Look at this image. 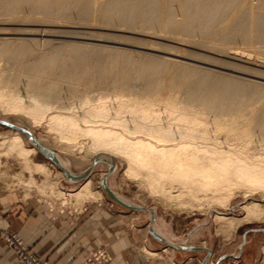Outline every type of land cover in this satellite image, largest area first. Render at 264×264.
Segmentation results:
<instances>
[{
  "label": "bare ground",
  "instance_id": "1",
  "mask_svg": "<svg viewBox=\"0 0 264 264\" xmlns=\"http://www.w3.org/2000/svg\"><path fill=\"white\" fill-rule=\"evenodd\" d=\"M74 21L90 29L149 32L264 68V0H0V24L40 26L19 31L28 38H8V32L0 31L4 32L0 33V114L5 117L0 122L27 121L30 129L26 130L54 153L61 166L51 160L59 169L57 175L83 184L64 191L51 179L49 165L33 159L40 152L38 144L13 129L1 137L0 178L9 177L1 170L2 159H13L22 168L21 175L13 177L23 185L26 197L35 193L47 204L51 200L61 208L83 209L86 203L108 196L102 187L106 176L108 188L122 201L136 205L110 186L109 178L120 162L124 177L163 206L179 212H213L216 232L225 229L226 241L240 225L263 222L264 85L254 78L264 79V71L204 56L208 65L227 66L253 80L217 76L208 69L188 68L178 60L184 57L174 47L164 48L167 57L155 61L46 38L48 34L82 36L74 39L94 36L85 29L82 33L51 30ZM182 68L184 72L175 71ZM38 128L55 140L54 146L68 159L77 155L90 164L86 178L70 180L65 175L64 171L73 173L68 160L34 135ZM94 160L99 163L93 165ZM100 164L107 166L101 174L102 191L95 190L90 179ZM108 164L114 165L112 173ZM35 175L42 176V182ZM257 195L259 199H254ZM238 196L246 200L243 215L229 216L225 211ZM140 207L153 210V230L164 241L151 234L150 224L148 232L165 244L163 253H171L173 259L178 251L206 252L203 264L213 256L205 243L198 246L201 251L176 248L192 246L193 233L178 241L156 208ZM133 212H146L152 219L149 211ZM248 234L239 255L226 259L240 257ZM143 253L162 257L147 247Z\"/></svg>",
  "mask_w": 264,
  "mask_h": 264
},
{
  "label": "rangeland",
  "instance_id": "2",
  "mask_svg": "<svg viewBox=\"0 0 264 264\" xmlns=\"http://www.w3.org/2000/svg\"><path fill=\"white\" fill-rule=\"evenodd\" d=\"M67 25L68 26L64 28H61V27H54V29H51L53 27H48V28H50L51 30L70 32V33L72 32L82 33V31L85 29L83 31L84 33L90 34L93 31L94 36L91 39L88 36L85 37L86 39H74L76 36L78 37H82V36L81 35L72 36V34H69V35L48 34L46 38L48 40H52L53 42H57V43L64 42V43H69V44H81V45L88 44L91 46V48L104 47L114 52L117 50H121L122 52L133 54L135 57H143V58H148L150 60H155V61L164 60L167 57V55L165 54L164 48L174 47L179 50L178 54H180L184 58H187V59L178 58V60L182 62L183 64H186L188 68H192L193 70H197V71H206L208 69V70H211L212 72H215L217 76H228L229 75V76H237L239 78H244V79H247V78L252 79L251 76L236 73L232 71L231 68L228 69L227 66H223V65L220 66L219 64V67H218V65L215 63L208 65L209 61L203 60L204 56L210 57L214 60L216 59L217 61L220 60L219 62H222L224 64L231 63L234 65L238 63L239 65H242V66L248 65L247 67L249 68L260 70L262 72L264 71V68L257 67L254 65H249V64L245 65V63L242 64V62L232 60L222 55L207 52V51H204L194 46L191 47L188 44H182V45L180 43L175 44L170 39L168 40V37L167 38L165 36L159 37L160 35L152 36V33H149V32L148 33L146 32L145 34H141V33L127 32V31H113V30L104 29V28L90 29L89 27H85L82 25L80 26L79 24L76 23V21L72 22L71 24L69 22V24ZM21 26L23 28H21ZM30 27L31 29H34V28L37 29L36 27L40 28V26L31 25V26L26 27V25H21V24L19 25L17 23L6 22L3 24H0V31L2 29L6 33L8 32L9 34L8 38H16V37L26 38L27 36H22L21 32L19 31L25 28L30 29ZM5 30H8V31H5ZM53 36H64V37L57 38ZM97 40H101V41H97ZM175 71L184 72V69L183 68L175 69ZM254 80L264 85L263 76L260 78H254ZM251 92L252 91H250V94ZM4 119L5 117L1 116L0 114V120H4ZM9 119H10L8 120L9 123L15 126H19L21 128H24L25 130L30 129L29 123L23 119H20V118H9ZM10 132H12V129L0 124V141H1V137L3 138V136L9 134ZM34 135L38 137L41 141H45L54 152H57L60 155V157H63L64 159L66 158L68 160L67 166L72 170L73 173L84 172L85 170H87V168H89L90 164L87 163V161L83 160V158H81L80 156L74 155L73 158L69 157L70 159H68L64 152H62L61 150H57V147L54 146L55 140L50 138V136H48L43 129H39V128L36 129L34 131ZM33 159L37 162H45L49 165L51 172H53L51 173V179L58 181L60 184V187L64 191L68 192V191L77 190L83 184V181L73 184L61 178L60 176H58L57 172L59 169L55 167L52 161L49 160L47 157H45V155H43L41 152L37 151V154L33 156ZM2 161L4 165H2L1 170H3L4 172H7L10 178L9 177L7 178V176L6 177L2 176L0 178V205L1 203L4 204L5 201L7 203L17 202L19 204H29V203L34 204L37 207V209H39L40 212L44 211L49 214H53L54 216L58 217L60 221H62L63 223L68 221L70 218H75V216L80 214L82 216V225L86 223L85 227L83 228L84 232L85 230L87 231L90 229L89 225L96 224L98 223V221L101 223L102 222L104 223L105 221L104 216L109 217V218L111 217L112 219L113 218L119 219L120 222L116 221L113 223L116 225L114 230H118L120 232L119 233L120 237H122L123 235H127L126 230H129V229L132 232H134V234L138 232L140 229H146L147 226H149L151 222L150 216L145 214L146 212H142V213L137 212V214L134 213L133 214L134 219L126 217V215H129L128 213L130 212V210H127L126 208L114 203L108 196L105 195V193H104L105 195L104 200H98V202L95 201L91 203H86L83 209L78 208V207L73 208L71 206L66 207V208H61L59 206V202L55 201V204L58 203L57 206H55L54 203L52 204L51 200L47 201L48 202L47 204L45 201L46 199L41 198L38 194H35V193H33L32 196L28 198L25 196L26 192H25V189L23 188V185L19 184V181H17V178H14L15 174L21 175L22 173V168L20 164L13 159H8V160L2 159ZM124 169H125L124 164L119 162L116 172L109 178L110 186H112L114 191L117 194L122 195L128 201L136 205L156 208L159 218H161L163 224H166L172 236L178 239V241L180 240L183 241L184 239L188 238L189 234L193 233L191 239L189 240L190 245L192 244V246L200 247V246H203L202 245L203 243H205L204 247L210 249L213 252V256L210 257L213 263L209 262L210 258L208 257V261L206 262V264H217L216 260H219L223 255H239L240 249L243 246L244 234L251 229L264 228V221L254 222V223H249V224H242L237 229L234 237L231 240L226 241L225 236L227 235H226L225 229L220 231L221 234L216 232L217 227L213 221V214H214L213 212L209 214L205 212H195V213L179 212V211H174L168 207H165L158 201L150 198L146 193L142 192L140 187L137 185V183L127 180L124 177V171H123ZM106 170H107V166L105 164H100L96 167V169L90 176V179L92 178L91 180L93 182V188L95 190L102 191L101 185H100L101 174ZM24 175L27 179L28 175L26 173H24ZM35 176L39 182H42V180L44 179L40 175H35ZM257 198L259 199L258 195L254 197V199H257ZM245 202L246 200L243 199L242 196H238L235 200L232 201L229 210L225 212L229 216H233V215L242 216L243 215L242 206ZM141 215L146 218H143ZM60 221L58 222L60 223ZM97 225L101 226V224H97ZM107 226L103 225L101 227L103 229L108 230L109 228ZM92 233H93L92 231H89L87 235L91 236ZM17 235H18L17 233H9V232H4L2 234V239L4 243L8 246L9 249L14 251L15 255H16L15 248L13 246H10V243L8 241V236L10 237L16 236L17 238ZM136 238H138V235H136ZM246 241L247 242L244 245L243 252H241L242 254L240 255L239 258L225 259L221 261L220 264H264V253H263L264 252L263 251L264 233H249L246 237ZM26 246L33 254L36 255L37 259L40 260L42 264H49V261L47 259H44L43 257L39 256L28 245ZM153 246H155L154 248L155 250L150 249L145 245H141L140 243L136 244L134 247L135 253L138 256V258L143 261L148 260V261L155 262L156 260L160 259L162 262H165L167 264H180V263H177L176 260H174V258L172 259L171 253H163V251L161 253L160 250H158L159 247H162L163 249H165L166 248L165 244L154 242ZM143 247H147L151 251L161 253L162 257H159V258L158 257H148L147 255L143 253ZM100 253H105L104 254V256H106L105 260H102ZM190 256L194 259V264H200L201 261L203 264V261L207 257V253L206 252H194V253H188L186 255L178 254L177 259L181 260L184 257L190 258ZM251 258H253L252 261H251ZM16 259L18 263L21 264L17 255H16ZM111 259H112L111 253L108 250L107 245L98 247L96 250L90 251L88 254V261L92 264L94 263L110 264ZM189 261L190 259L187 258V261H185L182 264H186V262H189ZM247 261H250V262H247Z\"/></svg>",
  "mask_w": 264,
  "mask_h": 264
},
{
  "label": "crops",
  "instance_id": "3",
  "mask_svg": "<svg viewBox=\"0 0 264 264\" xmlns=\"http://www.w3.org/2000/svg\"><path fill=\"white\" fill-rule=\"evenodd\" d=\"M134 213L137 214V212L130 211L126 217L134 219ZM104 218L107 222L104 221L102 224L98 221L96 224L89 225L90 229L84 232L83 228L86 223L82 225L80 214L63 223L53 214L40 212L34 204L7 203L5 201L4 204L1 203L0 205V264H19L14 251L9 249L2 239L4 232L20 235L25 244L39 256L47 259L49 264H92L88 261L89 252L104 245H107L111 253L110 264H167L160 259L155 262L143 261L136 255L134 247L139 243L155 250L153 243L158 241L150 235L148 226L146 229H140L135 234L130 229L126 230L127 235L120 237V232L114 230L116 225L113 223L119 221V219L105 216ZM97 224H101V226L108 225L109 229H103ZM89 231L93 232L91 236L87 235ZM136 235H138V238H136ZM158 250L162 253L163 248L159 247ZM188 253L178 251L177 255ZM187 258L190 261L186 264H194V259L191 256L190 258L184 257L181 260L177 259L176 256L174 260L182 264L187 261ZM252 260L253 258H251ZM209 262H212L211 258Z\"/></svg>",
  "mask_w": 264,
  "mask_h": 264
},
{
  "label": "water",
  "instance_id": "4",
  "mask_svg": "<svg viewBox=\"0 0 264 264\" xmlns=\"http://www.w3.org/2000/svg\"><path fill=\"white\" fill-rule=\"evenodd\" d=\"M0 124L6 126V127H9L13 130H16V131H19V132H22L24 133L28 138L31 139V141H33L34 143L38 144V141L37 139L30 133L28 132L27 130L21 128V127H18V126H15L11 123H8V122H0ZM38 148L40 150V152H42L43 155H45V157H47L48 159L52 160L54 163L57 164L58 167H61L59 162L57 161L55 155L53 152L45 149L44 147H42L40 144H38ZM45 153H49L51 156H47ZM97 163H99V161H96L94 160L93 162V165H96ZM108 167H109V173H112L113 170H114V165L113 164H108ZM64 171V170H63ZM89 170H86L84 172H81V173H70V172H67V171H64L65 175L70 178V180H78V181H81L82 179L86 178L87 176V173H88ZM106 176L103 177L102 179V187L105 191V193L111 198L113 199L114 201H116L117 203H119L120 205H122L123 207L131 210V211H149L151 214H152V219H151V223H150V232L151 234L157 238V239H160L162 241H164L163 238H161L159 235H157L154 230H153V227H152V223L154 222L155 220V217H154V213H153V210L152 209H149V208H142L140 206H136V205H132V204H129V203H126L124 201H122L110 188H108V185H107V182H106ZM264 232V228H260V229H251L249 231H247L245 234H244V238H245V235L247 233H263ZM244 243H245V239H244ZM167 244V243H166ZM173 247V246H171ZM178 249H182V250H189V251H201V250H204L202 248H199V247H193V246H183V245H179L178 247H176ZM208 252V254H210L211 250L210 249H207L206 250ZM230 257L229 255H223L219 260H222V259H226Z\"/></svg>",
  "mask_w": 264,
  "mask_h": 264
},
{
  "label": "built area",
  "instance_id": "5",
  "mask_svg": "<svg viewBox=\"0 0 264 264\" xmlns=\"http://www.w3.org/2000/svg\"><path fill=\"white\" fill-rule=\"evenodd\" d=\"M8 241L10 243V246H13L15 248L16 255L21 264H42V262L37 259L36 255L27 248L24 241L19 237V235H17V238L16 236H8ZM104 254L105 253H100L102 260L106 259V256H104Z\"/></svg>",
  "mask_w": 264,
  "mask_h": 264
}]
</instances>
